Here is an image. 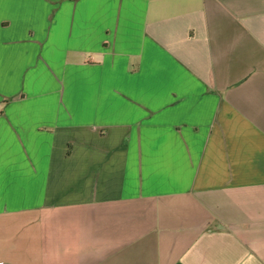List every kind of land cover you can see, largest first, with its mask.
I'll use <instances>...</instances> for the list:
<instances>
[{
	"label": "crops",
	"instance_id": "crops-1",
	"mask_svg": "<svg viewBox=\"0 0 264 264\" xmlns=\"http://www.w3.org/2000/svg\"><path fill=\"white\" fill-rule=\"evenodd\" d=\"M0 264H264V0H0Z\"/></svg>",
	"mask_w": 264,
	"mask_h": 264
}]
</instances>
